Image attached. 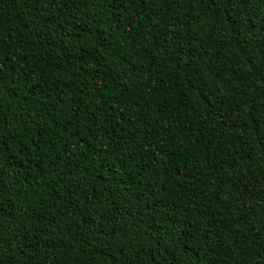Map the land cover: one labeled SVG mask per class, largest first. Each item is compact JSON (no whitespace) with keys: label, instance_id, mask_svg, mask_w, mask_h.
Instances as JSON below:
<instances>
[{"label":"trees","instance_id":"16d2710c","mask_svg":"<svg viewBox=\"0 0 264 264\" xmlns=\"http://www.w3.org/2000/svg\"><path fill=\"white\" fill-rule=\"evenodd\" d=\"M261 253L264 0H0V264Z\"/></svg>","mask_w":264,"mask_h":264},{"label":"snow or ice","instance_id":"6c2138e0","mask_svg":"<svg viewBox=\"0 0 264 264\" xmlns=\"http://www.w3.org/2000/svg\"><path fill=\"white\" fill-rule=\"evenodd\" d=\"M238 2H240V3H246L247 0H238ZM261 262H264V253H261V254L257 257V264H261Z\"/></svg>","mask_w":264,"mask_h":264}]
</instances>
